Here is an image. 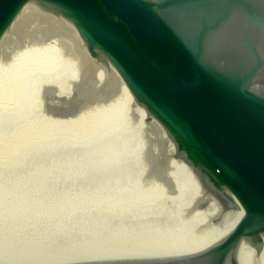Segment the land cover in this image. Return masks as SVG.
Instances as JSON below:
<instances>
[{
    "label": "water",
    "instance_id": "95a60500",
    "mask_svg": "<svg viewBox=\"0 0 264 264\" xmlns=\"http://www.w3.org/2000/svg\"><path fill=\"white\" fill-rule=\"evenodd\" d=\"M30 1L67 18L160 122L204 189L197 208L231 207L199 252L58 264H225L222 241L263 264L264 0H0V36Z\"/></svg>",
    "mask_w": 264,
    "mask_h": 264
},
{
    "label": "rangeland",
    "instance_id": "374dc122",
    "mask_svg": "<svg viewBox=\"0 0 264 264\" xmlns=\"http://www.w3.org/2000/svg\"><path fill=\"white\" fill-rule=\"evenodd\" d=\"M36 15L38 14H32L30 11L21 15L19 21L15 24L14 31L9 33V37L12 38L8 37L9 40L7 38L0 48V82L6 83L17 75L20 80L16 94L0 96V154L10 152L21 138L34 131L46 135L64 129L80 132L76 129L93 128L99 129L98 133L101 132V134L98 135L97 133L93 141L91 140L87 144V148H89L84 150L83 155L80 151L74 152L76 149L69 150L67 145L61 147V143L58 146L59 149L55 147L58 143H52V146L55 147L52 148L58 152H53L51 144H48L50 147L48 145L43 147L47 151H44L45 153L42 151L44 155L41 152V150H44L43 148L36 150V147L30 146L31 149L28 148L29 150H26L20 158L24 160L23 164H18V162H16L17 164L15 162L7 165L0 164V194L4 193L5 196H8L9 192L21 191L22 188L19 186L21 184L27 186V188L24 187L27 190H34L36 186L34 188L30 186L33 180L31 179L32 176L40 173L62 177L63 173L66 175L65 172L71 169L70 173L75 172H72L71 175L76 177L80 175L84 177L95 176V173H97L103 178L99 180H81L80 176V179H74V184L69 186L71 180L67 182L64 178L61 180L62 178L58 177L57 180L63 181V183L58 181V186L62 187L60 189L57 186L54 190L49 187L51 192H55V196L51 195L52 198L49 197V199L63 198L64 194L68 195L69 193V195H72V192L75 190L76 193L77 189L81 193L77 192L74 196L80 194L84 196V194L89 193V190L92 191L88 194L92 203L98 200L97 198L101 196L100 193H106L114 197L115 193L128 194L129 192L137 193L138 191L144 195L149 191L164 192L165 198L154 218H159L162 215L174 217V219L168 221L171 224L187 218L185 220L187 222L186 227L196 222L193 221L197 220V217L194 216L193 218L196 193L192 186L193 181L190 178L191 170L187 171L183 162L172 157L174 142L161 131V125L156 120L150 119L144 109L136 108L137 105L134 99L129 96L130 94H126L121 79L115 74L111 65L108 66L105 62V64L100 63L98 65L86 56L82 42L71 34L65 23L53 17L40 16L39 18ZM110 130L114 131L108 138L105 133L110 132ZM79 132H77L78 135ZM97 145L104 148L102 150L104 154L101 156L107 160V163L103 164L104 166L99 165L100 168L98 167L100 163H94L99 155L94 157L90 154L92 150L96 149ZM49 149L52 150L53 155L51 152L49 153ZM61 149L65 152L63 153ZM39 151L41 153H39L40 158L37 153ZM33 152H36V155ZM33 154L35 158H33ZM24 155H26V158ZM44 156H47L46 161L43 160ZM41 158L43 159L39 161L38 159ZM64 159L68 160L67 163ZM83 159L85 161H82ZM22 167H25L24 170L21 169ZM62 167L65 168L62 169ZM54 169L58 170V174L56 173L57 170ZM52 172H55V174ZM34 173L35 175H33ZM59 173L62 174L59 175ZM191 173L193 172L191 171ZM15 175L19 178H16ZM192 175L194 176V174ZM12 176L13 178H11ZM44 182H46L44 186L37 189L48 191V185H46L48 180H44ZM45 186L47 188L43 190ZM181 187L185 188L182 189ZM64 190L66 193H64ZM94 192L100 193L98 195ZM95 196L96 200L94 199ZM113 197H109V199ZM94 203H90V209L81 206L80 210L71 213L68 217L66 215H63L64 218L62 216L59 219L48 217V220L47 217L44 218L42 215H38L37 219H28L27 222H23L24 225L20 224L19 226L15 225L12 219L1 217L0 227L3 229L0 228V233H17L16 236L23 238L25 241L38 239L35 237H45L44 242L46 243L51 240L54 241L55 245L61 243L63 249L60 247L61 249L59 248L60 250L56 251H58V254L64 255L80 249L76 248L72 251L71 248H66L71 247L74 241L78 242L75 237L80 233L84 234L85 232L86 235L89 233L87 238L94 239L101 234H114L117 231L131 233L136 230L134 222H129V218L125 216H119L120 212L116 210L103 212L104 210L101 209L104 206H96V202ZM197 206L195 210H197ZM223 212L226 211L223 209ZM153 220L158 221V219ZM152 222L155 224V221ZM12 230L13 232H11ZM201 232H196L195 235L193 233L192 240L194 241L193 238L196 237L195 240H197L202 235ZM47 239L49 241H46ZM64 239L65 241H63ZM15 247L19 248L20 246L16 245ZM65 249H68V252L70 250V252L68 253ZM101 249L103 250V248ZM64 251L66 253L62 254ZM81 251L84 250L81 249L79 253ZM77 252L75 256L78 255L77 258H79L80 254ZM86 252L90 253L88 249ZM92 252L100 253L102 251L97 248ZM82 255L80 258L83 259L85 254ZM90 255H86V259H100V257L93 256L89 258Z\"/></svg>",
    "mask_w": 264,
    "mask_h": 264
},
{
    "label": "bare ground",
    "instance_id": "6f19581e",
    "mask_svg": "<svg viewBox=\"0 0 264 264\" xmlns=\"http://www.w3.org/2000/svg\"><path fill=\"white\" fill-rule=\"evenodd\" d=\"M29 11H30V13L32 12V14L33 13L38 14L36 16L37 17L39 16V18H40V16L41 17H44V16L47 17L48 16L49 18L53 17L55 19H59L61 22L65 23L67 28L70 30L71 34H73L74 37L78 39V41L82 42V40L80 39V37L77 34L76 29L67 20V18H65L63 16H58L55 13H52L51 11L47 10L42 4H40L38 2L30 1V2H27L26 4H24V6L20 9L18 14L14 17L12 22L9 24V26L4 30V32L0 36V48L4 45V41L9 37V33L14 31L15 24H16V22L19 21V17L21 15H23L24 13L29 12ZM9 38L7 40H9ZM83 49L86 51V49L84 48V45H83ZM86 56H88L94 62V59H92L88 55L87 51H86ZM107 64H108V66L111 65V63L108 61H107ZM98 65H100V63H98ZM111 67L114 69L115 74H117V76L121 79V83L125 87L126 94H130V91L126 87V85H125L124 81L122 80L121 76L119 75L118 71L114 68V66L111 65ZM19 81H20L19 76L17 75L15 78H13L12 80H10L6 83L0 82V96L1 95L7 96V95H11V94L12 95L16 94L15 92H17V90L19 89L18 88V85L20 84ZM8 91H10V92H8ZM17 95H18V93H17ZM3 96H1V97H3ZM129 96H132V95L130 94ZM10 98H11V96H10ZM19 99H20V96H19ZM1 101H3V100H1ZM135 104L137 105V106L135 105L136 108L138 107L140 110L144 109L141 105H139L138 102L135 101ZM149 117L153 121L156 120V118L152 117L151 115H149ZM156 121L158 122V120H156ZM158 123L160 124V122H158ZM161 126H160L161 131L166 135L167 134L166 131L164 130V128H161ZM76 130H80V132H82V134H80V132L77 131V132H79V135H78V133L75 130H70V129H64V130L57 132V133L50 132L46 135H41L38 131H34L31 134L21 138L20 141L13 147V149L10 152H7L5 154H0V164L7 165V164H9V163L11 164L13 162H15V163L18 162V164L19 163L23 164L24 160H22L20 158L22 157L23 154H25L26 150L31 149L30 146L36 147V150H41V148L46 147V145H48V144H51L50 145L51 148L54 147V146H52L53 145L52 143H55V144L58 143L57 146L54 144L55 147H57V149H59L58 146L61 143V147H62V145H64V146L67 145V148L69 150L76 149V150H74V152L80 151V152H82V154L81 153L80 154L83 155L85 153L84 150L89 148V147L87 148V144H89V142L91 140L93 141L94 136H97L99 129L89 128V129H76ZM113 131L114 130H112V131L110 130V132L105 133L108 135L107 136L108 138L113 133ZM100 134H101V132H100ZM100 134L98 133V135H100ZM100 144H102V143H100ZM33 147H32V149H33ZM54 148H52L53 152H58L56 150L54 151ZM98 148H99V150H97ZM103 149L104 148H100V146L97 145L96 149H94L90 152V154L94 157H97L95 155H99L98 158L95 159V161H94V163H100V164H98V167H99V165H103V164L105 165V163H107V160L105 158H102V156L104 154L102 151ZM36 150H34V151H36ZM42 151L44 152L45 149L41 150V152ZM51 151L49 149V153ZM61 151H63V150L61 149ZM45 152H47V151H45ZM53 152H51L52 155H53ZM64 152L65 151H63V153ZM69 152H72V151H69ZM33 153L35 154L36 152H33ZM37 153L39 154L40 151ZM44 153L42 155H44ZM34 154H33V156H34L33 158H35V155H36V154L35 155ZM40 154L38 155L39 158H40ZM52 155L50 156V158L52 157ZM24 157L26 158V155H24ZM63 157H65V156H63ZM46 158H47V156L46 157L44 156V159L41 158L38 160L41 161L42 159L45 160ZM174 158L180 162H183V165L186 167L187 171L191 170L193 172V173H191V171H190V178L193 181L192 186H193V189L196 193V196L194 198V215H193V218H194V216L197 217V220L196 219L193 220V218H191L193 221H196V222H193V224H190L193 226H190L188 224L189 226L187 225L188 227H186L187 222L185 220L187 218L183 221H177L174 224H171L168 222V221H170V219H174V217H171V216L168 217V216L162 215L159 218H154V215L160 209L161 202H163V200L165 198V195L163 194L164 192L159 193V192L149 191L148 193H145L144 195L138 191H137V193H130L129 192L128 194L127 193H124V194H119V193L116 194L115 193L114 197L109 196V194H106V193L103 194L100 192H94L95 194H98V195H99V193L101 194V196L97 198L98 199L97 201H93V203L96 202V206H100V207L104 206L101 209L102 211L104 210L103 212H106L107 210H112V211L116 210V211L120 212L121 214H119V216H123V217L125 216V217L129 218V220H130L129 222H132V223L134 222L133 224L136 225V230L134 232L132 231L131 233L128 232L129 234L127 232L124 233V232H120V231H117L114 234H107V235L101 234L100 236L95 237L94 239H88L87 238V235H89V233L87 235L85 234V232H84V234L80 233V235L78 234L79 236L76 234L77 236L75 237V239L78 240V242L74 241L73 245H71V247L68 246L66 248H68V249L71 248L72 251H74L76 248H80L79 250L76 249V251H78L77 253L80 254L79 255L80 257L83 256L82 254H85L83 259L80 257L77 258L78 255L75 256L76 251H74L75 253L73 252L70 254L69 253L70 250H69V252L67 251L68 249L67 250L65 249V251H67L69 254H64V253H66L65 251L62 253L64 255L58 254L57 252L62 248V244L60 243V245L59 244L55 245L54 241L51 240V238H50L51 241L49 243L44 242L45 237H42V236H41L42 238L41 237H35L38 239L25 241L23 238L16 236L17 233L14 234V233L1 232L0 233V264H58V263L73 262V260L80 261V260H85L87 258L86 255H88V254L90 255L91 251H93V250L95 251V250H97V248H100V250L102 252H100V253L99 252L98 253L92 252L94 254L91 253L89 258H91L92 256L97 257V258H99V257L100 258L101 257H103V258H124V257H151V256H162V255L164 256V255L188 254V253L199 252L200 250L207 247L209 244H212L216 241H221V239H219L215 235V233L212 231L210 226L215 221L227 217V215L231 211V207L226 209L225 210L226 212H223V209L221 208L220 204L211 196V198L209 199V201L207 202V204L205 206H202L200 208H197V210H195V207L197 205L199 206L201 204L203 194H204V189H202L201 185H195V180H198V177L194 173V171L192 170L191 166L180 158H177V157H174ZM64 160L66 161V159H64ZM67 161H66V163H67ZM82 161H85V160L83 159ZM26 163H28V162H26ZM33 164H31V165H33ZM70 166H69V168H70ZM23 168H25V167H22L21 169H23ZM64 168L62 167V169H64ZM54 170H57V169H54ZM63 171H65V170H63ZM70 171H71V169H70ZM70 171L65 172L66 175H64V173H63L62 177L61 176H52V175H50V176L42 175L40 173L35 175V173H34L33 175H35V176H32L31 179H33V180L30 184V186L33 188H34V186H36L34 190H27L26 189L27 186H25L24 184L23 185L21 184V185H19L20 188H22V189H20L21 191H18L16 193L9 192L8 196H5L4 193H1L0 194V218L3 217L4 219H12L14 224L19 226L20 224L24 225L25 223H23V222H27L26 220H28V219H30V220L32 218L37 219L38 215H42L44 218L47 217V219H48V217L49 218H55L56 217L59 219L60 217L62 218L63 215H66V217H68L71 213H74V212L80 210V208H82V207L85 208V206L90 209V206H89L90 203L93 204L90 196H88V194L90 192L92 193V191H90V190H89V193L84 194V196H82L81 194L78 196L77 195L74 196V194H76L78 192V189H77L76 190L77 192L75 193L74 192L75 190H74L72 192L73 193L72 195H69L70 194L69 193L68 195L64 194L65 196L63 195V198H58V199L54 198L52 200L49 199V197H51V195L55 196V192L54 191L51 192V190H54V188L58 186V183H57L59 181V180H57L58 177H61L62 178V179L60 178L61 180H63V178H64L65 181H67V182H68V180H71L70 181L71 183H69L70 184L69 186H72L74 184V179L78 180L81 178V180L82 179H91V180L98 179L99 180V179L103 178V177H101V175H97V173H95V176H89V177L88 176L84 177V176L80 175L81 177L79 176L80 177L79 178V177H76L74 175H71L73 171L71 173H70ZM31 172H33V171H31ZM57 172H58V170L56 171V173ZM52 173L55 174V172H52ZM73 173H75V172H73ZM18 174L21 175V173H19V172H18ZM18 174H17V176H18ZM22 174L24 175L23 172H22ZM61 174L59 173V175H61ZM98 174H99V172H98ZM100 174H101V172H100ZM192 174H194V176ZM17 176H16V178H19ZM11 178H13V176ZM20 178H21V176H20ZM28 178H29V176H28ZM22 179H23V177H22ZM44 180H48V182L46 184V185H48V189H47L48 191H41V189H37L39 187L44 186V184L46 183V182H44ZM61 182L63 183V181H61ZM67 182H65V183H67ZM60 183H59V185H60ZM24 187H26V188H24ZM49 187L51 188V190H49ZM58 187H60V186H58ZM61 187H60V189H61ZM46 188L47 187L45 186V189H43V190H46ZM64 188H65V186H64ZM69 188L72 189L71 187H69ZM184 188L185 187H183L182 189H184ZM73 189H75V188H73ZM62 192H63V190H62ZM86 192H88V191H86ZM64 193H66L65 190H64ZM60 194H62V193H60ZM91 196H93V195L91 194ZM109 197H113V198L109 199ZM94 199L96 200V196ZM162 209H163V207L161 205V210ZM92 210H93V207H92ZM172 210H173V208H172ZM116 211H114V212L116 214H118ZM173 214H174V212H173ZM159 215H160V213H159ZM117 217H116V219L119 218V217L118 218ZM63 218H64V216H63ZM23 219H25V220H23ZM121 219H122V217H121ZM153 219H158V221L153 220ZM164 220H165V222H164ZM152 221H155V224ZM8 222H10V221H8ZM20 227L22 228V226H20ZM29 228H30V226H29ZM2 229L3 228H1V230ZM15 229H17V228H15ZM51 231L53 232L52 228H51ZM199 231H202L201 232L202 235H200L198 237L199 240L198 239L195 240L197 238L196 237V238H193L194 239V241H193L191 238L193 236V233L195 235L196 232H199ZM11 232H13V230ZM120 233H122V234H120ZM12 240H13V242H12ZM46 241H49V240L47 239ZM63 241H65V239ZM15 244L17 246H20V247L16 248ZM218 247H219L218 254H220V259H221L222 263H225V264H255L246 255H244L240 251L236 250L235 248H233L229 244L225 243L224 241L220 242ZM101 248H103V250ZM81 249L84 250V251H81L82 254L79 253ZM87 249L89 250L90 253L86 252ZM56 250H58V251H56ZM258 252H259V255H260V257L263 261V264H264V240H263L262 244L258 247ZM86 260H88V259H86Z\"/></svg>",
    "mask_w": 264,
    "mask_h": 264
}]
</instances>
